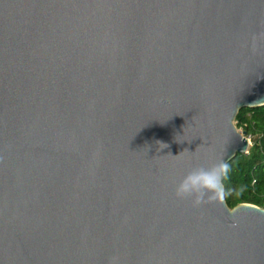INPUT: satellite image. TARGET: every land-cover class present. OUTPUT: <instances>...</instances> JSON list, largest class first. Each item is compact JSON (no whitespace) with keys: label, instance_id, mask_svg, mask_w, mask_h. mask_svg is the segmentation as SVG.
<instances>
[{"label":"water","instance_id":"water-1","mask_svg":"<svg viewBox=\"0 0 264 264\" xmlns=\"http://www.w3.org/2000/svg\"><path fill=\"white\" fill-rule=\"evenodd\" d=\"M262 106L264 0H0V264H264V208L175 195Z\"/></svg>","mask_w":264,"mask_h":264},{"label":"trees","instance_id":"trees-1","mask_svg":"<svg viewBox=\"0 0 264 264\" xmlns=\"http://www.w3.org/2000/svg\"><path fill=\"white\" fill-rule=\"evenodd\" d=\"M238 129L251 137L247 154L237 155L229 162L226 189L242 190L239 196H228L231 208L243 203L264 208V106L243 109L237 119Z\"/></svg>","mask_w":264,"mask_h":264},{"label":"clouds","instance_id":"clouds-1","mask_svg":"<svg viewBox=\"0 0 264 264\" xmlns=\"http://www.w3.org/2000/svg\"><path fill=\"white\" fill-rule=\"evenodd\" d=\"M229 171V164L224 160L209 168H194L176 185L175 195L178 199H190L194 207L213 202L226 206L228 196H239L242 191L226 189Z\"/></svg>","mask_w":264,"mask_h":264},{"label":"built area","instance_id":"built-area-1","mask_svg":"<svg viewBox=\"0 0 264 264\" xmlns=\"http://www.w3.org/2000/svg\"><path fill=\"white\" fill-rule=\"evenodd\" d=\"M243 131V130H242ZM248 138H249V140H250V142H251V137L250 136H248Z\"/></svg>","mask_w":264,"mask_h":264},{"label":"rangeland","instance_id":"rangeland-1","mask_svg":"<svg viewBox=\"0 0 264 264\" xmlns=\"http://www.w3.org/2000/svg\"><path fill=\"white\" fill-rule=\"evenodd\" d=\"M240 131H242V129H239Z\"/></svg>","mask_w":264,"mask_h":264}]
</instances>
